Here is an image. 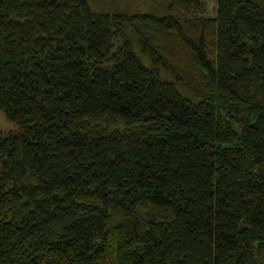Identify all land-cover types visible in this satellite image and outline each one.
Returning a JSON list of instances; mask_svg holds the SVG:
<instances>
[{"label":"trees","instance_id":"1","mask_svg":"<svg viewBox=\"0 0 264 264\" xmlns=\"http://www.w3.org/2000/svg\"><path fill=\"white\" fill-rule=\"evenodd\" d=\"M0 0V264H264V0Z\"/></svg>","mask_w":264,"mask_h":264},{"label":"rangeland","instance_id":"2","mask_svg":"<svg viewBox=\"0 0 264 264\" xmlns=\"http://www.w3.org/2000/svg\"><path fill=\"white\" fill-rule=\"evenodd\" d=\"M200 1L203 2L206 6L205 14L203 16L204 17H215L217 0H200ZM14 130H17V126L9 122L5 118L4 114L0 112V133L7 134Z\"/></svg>","mask_w":264,"mask_h":264}]
</instances>
